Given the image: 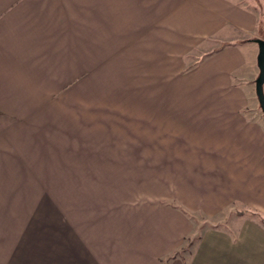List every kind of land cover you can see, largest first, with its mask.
<instances>
[{"label":"crops","instance_id":"1","mask_svg":"<svg viewBox=\"0 0 264 264\" xmlns=\"http://www.w3.org/2000/svg\"><path fill=\"white\" fill-rule=\"evenodd\" d=\"M262 8L254 0H0V195L13 190L0 196L8 206L0 264H264V227L237 213L264 217L253 42L264 40ZM200 44L211 47L184 74L170 64ZM97 70L123 78L116 86L125 96L103 90L98 105L81 106V84L94 83ZM94 109L110 136H97ZM100 139L114 147L97 152ZM49 148L70 158L55 171L73 180L29 186L17 228L16 174L49 171ZM193 214L213 225L197 227Z\"/></svg>","mask_w":264,"mask_h":264},{"label":"rangeland","instance_id":"2","mask_svg":"<svg viewBox=\"0 0 264 264\" xmlns=\"http://www.w3.org/2000/svg\"><path fill=\"white\" fill-rule=\"evenodd\" d=\"M256 2V4H263L264 5V0H254ZM252 2V0H251ZM262 15H263V18H264V8H262V11H261ZM130 47V46H129ZM146 47V46H145ZM149 48H151L150 46H148ZM211 46H206V45H197L195 47H193L191 50H189L187 53L181 55L180 57L177 56L176 57V61H170V64L173 65V67L175 66V63L178 64L180 62V66L181 67V73L184 74L186 71H188L194 64L197 63V61H199L202 56L204 55V53L206 51H208V49L210 48ZM129 51H131V53L129 54V58H131L128 62V68H134L135 67V56L137 55V52L138 50L135 48L134 45H132L130 48H129ZM146 51V49H145ZM140 52V51H139ZM164 55H160V65L162 66L164 64ZM150 63V62H148ZM147 63H145L146 65ZM113 70V69H112ZM101 71L98 72L97 70V75L95 77V82L94 83H90L88 86V84L85 82L84 83V86H82L83 84H81V87H80V93H79V98H80V104L81 106H85L87 105L88 103H92V101H95V104L98 105V102L100 99H103L102 98V92L103 90H105V92H110V90H112V93L111 94H114L116 96H123L125 93L124 92H120L121 90L116 86V85H119L122 89H123V86L125 84H123V78H115V77H107L106 75L104 76L105 79H103V76L101 75L100 73ZM115 73V70L112 71V74ZM111 79L113 80L111 82V84H115V86L111 87V85L109 86V81H111ZM162 79V78H160ZM105 80V81H104ZM120 81V82H119ZM131 90H134L135 88V85L134 83L132 82V85H127V90L130 91ZM118 93V94H117ZM125 96V95H124ZM127 96V95H126ZM131 96V95H130ZM128 97V96H127ZM161 98H164L161 97ZM128 100H131L130 97L127 98ZM95 110V113H96V117L97 119V124H96V129H97V136L98 137H103L104 136V132L107 133L106 136H110L111 132L109 130H103L104 129V125L102 124H99V122H103V116H104V112H101V109H94ZM64 111V110H63ZM80 116L81 118H87L89 115L88 113V110L87 109H84V108H80ZM100 111V112H99ZM107 111V110H105ZM112 111H115V110H112ZM57 112H60V110H57ZM62 112V110H61ZM65 113L67 115H70L68 114L67 110H65ZM109 113V112H108ZM106 117H108V115L106 114ZM108 122V121H107ZM113 132V131H112ZM66 143H69V142H66ZM109 144V145H108ZM110 146H113L114 147V142H109L108 140H103V139H100L97 140L95 142V146L93 145L92 147H94L97 152H102L106 149H108ZM49 151V156L47 158V163H48V169L49 171H47L46 173H33V172H27V173H17L16 174V181H15V193L14 195L16 196L15 199L17 202H20L21 205H18L16 204L15 206V212L17 213V218H16V221H15V225L17 228H21V227H24L25 225V221H23V216L25 214V207L22 202L24 200V192L27 190V188L31 185H37L39 186L38 184L40 183H48L49 187L51 184V186H56L54 185V183L56 182H64L65 184H69L72 180H73V176L74 174L71 173V172H56L55 169L58 168L57 165L59 164V160H63V163H71V160L70 158L69 159H66L65 157H56L55 153L56 151H58V149H55V148H49L48 149ZM59 159V160H58ZM90 175H93V179L94 180H104V179H111V174H101V173H97V174H90ZM116 174H112V179L113 176H115ZM85 176V178H84ZM87 174H81L80 173V180H83V179H87L86 178ZM46 185V184H45ZM6 193L4 194H1V201H6L8 198H12L11 196L12 193H13V190L10 188V195L9 197L7 196L9 194V190L7 188H5L4 190ZM33 191V190H32ZM7 194V195H6ZM38 208V206H36ZM5 211H8V206L7 204H1V207H0V212H5ZM35 211H36V208H35ZM33 211V212H35ZM238 214L242 215V214H248L249 216L251 215L252 219L254 221H256L257 223H259L260 225H262L264 227V224L262 223V218H264L263 216L257 214V213H253V212H237ZM19 214V215H18ZM36 215H32V217H34ZM192 220H193V224L196 225L197 227H208L209 225L212 224V222L210 221H207L205 220L204 218H202V216H197V215H192ZM213 225V224H212Z\"/></svg>","mask_w":264,"mask_h":264},{"label":"water","instance_id":"3","mask_svg":"<svg viewBox=\"0 0 264 264\" xmlns=\"http://www.w3.org/2000/svg\"><path fill=\"white\" fill-rule=\"evenodd\" d=\"M253 42L258 46L257 67L259 70L258 77L255 81V94L264 115V40L254 39Z\"/></svg>","mask_w":264,"mask_h":264},{"label":"trees","instance_id":"4","mask_svg":"<svg viewBox=\"0 0 264 264\" xmlns=\"http://www.w3.org/2000/svg\"><path fill=\"white\" fill-rule=\"evenodd\" d=\"M262 223L264 224V218H262Z\"/></svg>","mask_w":264,"mask_h":264}]
</instances>
